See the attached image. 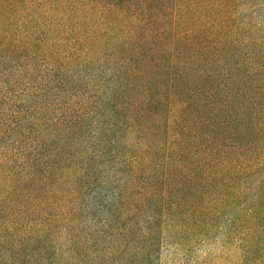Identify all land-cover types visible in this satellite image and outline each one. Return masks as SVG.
Wrapping results in <instances>:
<instances>
[{
  "label": "trees",
  "instance_id": "obj_1",
  "mask_svg": "<svg viewBox=\"0 0 264 264\" xmlns=\"http://www.w3.org/2000/svg\"><path fill=\"white\" fill-rule=\"evenodd\" d=\"M217 234L264 264V0H0V264Z\"/></svg>",
  "mask_w": 264,
  "mask_h": 264
},
{
  "label": "rangeland",
  "instance_id": "obj_2",
  "mask_svg": "<svg viewBox=\"0 0 264 264\" xmlns=\"http://www.w3.org/2000/svg\"><path fill=\"white\" fill-rule=\"evenodd\" d=\"M102 173L105 180L109 183H114L116 174L113 171L106 168ZM86 193H88V191ZM85 226L87 228L90 227L88 223H86ZM105 232L106 231H103L102 234ZM217 236L218 237L210 238L207 241H193L190 244L181 246L176 243L166 244L163 241L159 257L156 259L155 264H233V259L231 258L234 253V248L228 246L227 249H223L222 251L221 246L218 244L220 235L217 234ZM104 240H106V238H104ZM98 241H102V238ZM143 247L144 252L147 253L146 246ZM151 254L153 255L154 252L152 251ZM135 260H133V262ZM82 264H98V262L97 260L86 259L83 260Z\"/></svg>",
  "mask_w": 264,
  "mask_h": 264
}]
</instances>
